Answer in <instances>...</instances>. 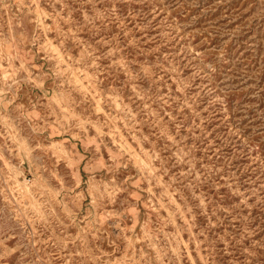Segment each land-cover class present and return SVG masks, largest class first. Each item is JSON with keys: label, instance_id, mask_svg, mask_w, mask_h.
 I'll return each mask as SVG.
<instances>
[{"label": "rangeland", "instance_id": "obj_1", "mask_svg": "<svg viewBox=\"0 0 264 264\" xmlns=\"http://www.w3.org/2000/svg\"><path fill=\"white\" fill-rule=\"evenodd\" d=\"M0 264H264V0H0Z\"/></svg>", "mask_w": 264, "mask_h": 264}]
</instances>
